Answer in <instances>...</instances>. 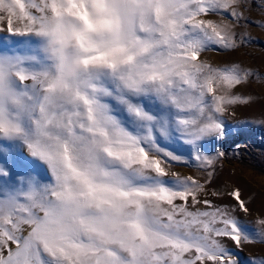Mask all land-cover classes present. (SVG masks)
Masks as SVG:
<instances>
[{
	"label": "snow or ice",
	"instance_id": "1",
	"mask_svg": "<svg viewBox=\"0 0 264 264\" xmlns=\"http://www.w3.org/2000/svg\"><path fill=\"white\" fill-rule=\"evenodd\" d=\"M244 2L0 0V141L49 174L0 183V264H239L232 247L264 243L239 188L207 198L224 153L205 143L252 72L203 54L240 46Z\"/></svg>",
	"mask_w": 264,
	"mask_h": 264
},
{
	"label": "rangeland",
	"instance_id": "2",
	"mask_svg": "<svg viewBox=\"0 0 264 264\" xmlns=\"http://www.w3.org/2000/svg\"><path fill=\"white\" fill-rule=\"evenodd\" d=\"M240 10L246 18L235 29L240 46L234 51L215 47L203 54L214 66L239 64L252 72L248 81L235 89L237 95L250 102L231 106L224 116L225 137L205 143L206 155L224 153L215 165L207 198L220 206H234L235 201L227 192L239 188L250 213L238 215L246 230L255 232L258 230L256 220L264 218V0H245ZM7 46L8 34L0 33V47ZM169 146L191 161L189 165H174L176 170L196 176L202 182L208 179L206 170L196 167V162L179 144ZM0 166L11 173L10 177L0 179V183H15L19 175H35L42 181L49 179L44 165L31 158L26 148L19 144L0 141ZM212 191L221 195L212 196ZM231 250L239 264H264V243L246 245L240 250L232 247Z\"/></svg>",
	"mask_w": 264,
	"mask_h": 264
},
{
	"label": "crops",
	"instance_id": "3",
	"mask_svg": "<svg viewBox=\"0 0 264 264\" xmlns=\"http://www.w3.org/2000/svg\"><path fill=\"white\" fill-rule=\"evenodd\" d=\"M240 250V249H239Z\"/></svg>",
	"mask_w": 264,
	"mask_h": 264
}]
</instances>
